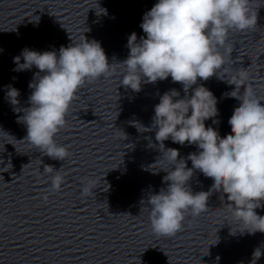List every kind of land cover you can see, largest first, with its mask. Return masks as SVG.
Listing matches in <instances>:
<instances>
[{
  "label": "water",
  "instance_id": "obj_1",
  "mask_svg": "<svg viewBox=\"0 0 264 264\" xmlns=\"http://www.w3.org/2000/svg\"><path fill=\"white\" fill-rule=\"evenodd\" d=\"M157 2L0 0V264H250L257 247L262 255L256 264H264V233L241 234L222 192L213 190L199 216L186 214L174 236L151 230L148 197L167 187L164 171L170 170L167 161L156 163L163 149L152 128L154 106L167 91L177 90L179 98L185 92L170 76L142 81L139 92L126 89L119 63L129 55V35L145 36L140 24ZM251 8H259L257 26L230 33L229 72L220 76L226 79L233 70L248 68L250 83L264 100V0H251ZM85 38L101 44L114 71L78 89L67 126L54 137L71 155L54 160L24 140L27 128L18 120L30 106L28 85L38 69L14 71L13 58L25 47L58 53L61 46ZM222 79H198V84L218 101V115L205 126L224 137L231 132L228 121L239 101L223 95L234 86ZM9 85L20 92L17 105L7 100ZM164 145L178 149V158L198 151L171 139ZM47 165L61 168L60 191H50L52 174L43 171ZM187 166L192 167L190 160ZM85 177L95 180L87 197L81 195ZM188 183L196 193L209 191L214 181L197 170ZM255 211L264 216V204Z\"/></svg>",
  "mask_w": 264,
  "mask_h": 264
},
{
  "label": "clouds",
  "instance_id": "obj_2",
  "mask_svg": "<svg viewBox=\"0 0 264 264\" xmlns=\"http://www.w3.org/2000/svg\"><path fill=\"white\" fill-rule=\"evenodd\" d=\"M258 9L251 8V0H158L140 24L145 36L138 40L133 32L128 37L129 55L119 63L125 68L121 86L139 92L142 81L155 83L170 76L185 92L179 98L177 90L167 91L154 106L152 128L163 149L162 161L156 163L167 161L170 166V170H162L167 187L151 194L147 201L150 227L157 236H174L182 229L186 214L197 217L205 212L214 191L226 195L228 211L242 226L241 234L264 233V216L255 211L264 204V100L251 85L248 68L235 69L226 79L220 76L229 72L226 65L233 51L230 33L255 29ZM13 62L14 71L38 69L28 85L32 90L30 106L18 120L27 128L24 140L44 156L64 161L71 153L54 137L67 126L66 116L78 89L85 82L111 76L113 63L98 41L86 38L61 46L58 53L25 47ZM213 76L233 85V90L223 95L239 101L228 121L231 132L224 137L205 126L206 120L218 115V101L198 79L207 81ZM19 95L18 89L7 86L11 105L19 103ZM169 139L182 146L195 145L198 151L186 159L178 158V149L165 148ZM60 169L50 165L43 169L52 174L51 192L60 191L64 183ZM197 170L213 179L209 191L193 193L190 189L188 182ZM84 180L81 195L87 197L95 180ZM261 255L260 247L254 249L250 264H256Z\"/></svg>",
  "mask_w": 264,
  "mask_h": 264
}]
</instances>
